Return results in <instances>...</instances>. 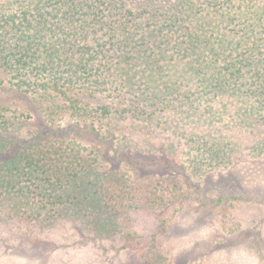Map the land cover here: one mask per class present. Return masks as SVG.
Masks as SVG:
<instances>
[{"label":"trees","instance_id":"obj_1","mask_svg":"<svg viewBox=\"0 0 264 264\" xmlns=\"http://www.w3.org/2000/svg\"><path fill=\"white\" fill-rule=\"evenodd\" d=\"M0 69L97 138L133 148L119 131L148 129L179 156L180 176L127 183L80 141L38 138L0 160V204L17 225L91 209L102 233L82 235L95 238L115 216L177 204L203 175L264 158V0H0Z\"/></svg>","mask_w":264,"mask_h":264},{"label":"rangeland","instance_id":"obj_2","mask_svg":"<svg viewBox=\"0 0 264 264\" xmlns=\"http://www.w3.org/2000/svg\"><path fill=\"white\" fill-rule=\"evenodd\" d=\"M73 98L68 94L69 101ZM47 105L45 99L13 91L0 69V121L12 127L0 130V160H9L38 138L58 136L93 149L99 155L96 168L109 179L120 175L136 183L180 176L179 156L161 134L143 128L119 131L133 148H118L81 129L82 118L46 111ZM189 189L190 197L164 209L130 211V218L121 216L117 225L115 216L114 228L107 224L95 238L82 235L86 229L102 233L85 222L91 209H85L83 218L66 207L55 224L40 227L37 222L17 225L12 211L0 204V264H142L146 253L151 255L145 264H264V158L207 173ZM124 245L129 248L116 250Z\"/></svg>","mask_w":264,"mask_h":264}]
</instances>
